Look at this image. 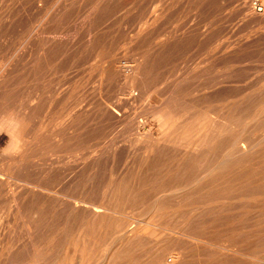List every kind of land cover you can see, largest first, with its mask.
Here are the masks:
<instances>
[{
	"label": "rangeland",
	"instance_id": "1",
	"mask_svg": "<svg viewBox=\"0 0 264 264\" xmlns=\"http://www.w3.org/2000/svg\"><path fill=\"white\" fill-rule=\"evenodd\" d=\"M6 144L0 264H264V0H0Z\"/></svg>",
	"mask_w": 264,
	"mask_h": 264
},
{
	"label": "bare ground",
	"instance_id": "2",
	"mask_svg": "<svg viewBox=\"0 0 264 264\" xmlns=\"http://www.w3.org/2000/svg\"><path fill=\"white\" fill-rule=\"evenodd\" d=\"M114 63H115V62H114ZM112 66H113V65H112ZM114 67H115V65H114ZM108 73H109V72H108ZM115 74H116V73H115ZM110 75H111V74H110ZM254 101H255V100H254ZM234 108H235V107H234ZM224 111H225V110H224ZM18 118H19V117H18ZM243 118H244V117H243ZM191 124H192V123H191ZM10 125H11V124H10ZM12 125H13V124H12ZM190 127H191V125H190ZM184 130H185V129H184ZM181 131H182V130H181ZM180 133H181V132H180ZM177 135H178V134H177ZM185 136H186V135H185ZM218 136H219V135H218ZM186 137H187V136H186ZM188 137H189V136H188ZM186 140H187V139H186ZM172 141H173V140H172ZM172 141H171V142H172ZM236 144H237V143H236ZM160 149H161V148H160ZM162 152H164V151H162ZM241 152H242V151H241ZM246 152H247V151H246ZM242 153H243V152H242ZM243 154H244V153H243ZM96 156H97V155H96ZM231 160H232V159H231ZM202 162H203V161H202ZM221 162H222V161H221ZM229 162H230V161H229ZM221 164H222V163H221ZM194 166H196V165H194ZM221 167H222V166H221ZM212 173H213V172H212ZM197 174H199V173H197ZM255 174H256V173H255ZM258 174H259V173H258ZM241 176H242V175H241ZM200 177L202 178V176H200ZM203 177H204V175H203ZM211 177H212V176H211ZM195 178H197V177L195 176ZM198 178H199V176H198ZM208 178H209V177H208ZM237 178H238V177H237ZM213 179H214V178H213ZM194 180H195V179H194ZM230 181H231V180H230ZM198 182H199V181H198ZM241 183H242V182H241ZM201 184H202V183H201ZM247 185H248V184H247ZM259 188H260V187H259ZM192 190H193V189H192ZM194 190H195V189H194ZM213 191H214V190H213ZM160 195H161V194H160ZM180 196H181V195H180ZM160 197H161V196H160ZM241 197H243V196H241ZM241 197H240V198H241ZM174 198H175V197H174ZM151 201H152V200H151ZM197 204H198V203H197ZM208 207H209V206H208ZM214 207H215V206H214ZM98 208H99V207H98ZM209 208H210V207H209ZM212 208H213V207H212ZM216 208H217V206L215 207V209H216ZM218 208H219V207H218ZM88 209H90V208H87V211H88ZM200 209H203V210H204V207H203V208L200 207L199 210H200ZM215 209H213V210H215ZM102 210H103V209H102ZM195 210H197V209H195ZM203 210H202V214H203ZM207 210H208V209H207ZM211 210H212V209H211ZM213 210H212V211H213ZM91 211H92V210H91ZM190 211H191V210H190ZM209 211H210V210H208V213H209ZM95 212H96V210H95ZM101 212H102V211L100 210L99 214H100ZM179 212H180V211H179ZM102 213H103V212H102ZM174 213H175V212H174ZM188 213H189V212H188ZM191 213H193V212L191 211ZM205 213H207V211H206ZM215 213H216V212H215ZM243 213H244V212H243ZM99 214H98V215H99ZM178 214H179V213H178ZM184 214H185V212H184ZM184 214L182 213V214L179 215V216L183 217V216H185ZM217 214H218V213H217ZM100 215H101V214H100ZM100 215H99V216H100ZM105 215H106V214H105ZM105 215H104V216H105ZM167 215H168V214H167ZM182 215H183V216H182ZM190 215L192 216V214H190ZM193 215H194V213H193ZM197 215H199V214H197ZM207 215H208V214H207ZM210 215H211V214H210ZM94 216H95V215H94ZM99 216H98V217H99ZM237 216H238V215H237ZM105 217H106V216H105ZM165 217H166V216H165ZM174 217H175V216H174ZM181 217H180V218H181ZM202 217H203V216H202ZM206 217H207V216H206ZM239 217H240V216H239ZM194 218H195V217H193V219H194ZM235 218H236V217H235ZM235 218H234V219H235ZM242 219H243V218H242ZM248 219H249V218H248ZM176 220H177V219H176ZM232 220H233V219H232ZM244 220H245V219H244ZM242 221H243V220H242ZM242 221H241V222H242ZM234 222H235V220H234ZM249 222H250V221H249ZM255 222H259V221H255ZM262 222H263V221H262ZM96 223H97V222H96ZM104 223H105V222H104ZM226 223H227V222H226ZM238 225H239V224H238ZM249 226H250V225H249ZM258 226H259V224L257 225V227H258ZM254 227H255V226H254ZM258 229H259V228H258ZM260 229H261V228H260ZM127 230H128V229H127ZM127 230H126V231H127ZM128 231H129V230H128ZM139 231L141 232V230H139ZM142 231H144V230L142 229ZM146 231H147V232H146ZM146 231H145V233H147V236H146V235H145V236H146V237H149L151 234L149 235V234H148V233H149L148 230H146ZM149 231H150V230H149ZM124 232H125V231H124ZM140 232H137V233L139 234ZM128 233L130 234L131 232L129 231ZM142 233H143L142 235L145 234L144 232H142ZM154 233H155V232H154ZM125 234H127V233H125ZM129 234H128V235H129ZM194 234H195V233H194ZM131 235H132V234H131ZM136 235H137V234H135V236L133 235L134 238H135V237L137 238ZM140 235H141V234H140ZM140 235H139V236H140ZM148 235H149V236H148ZM182 235H183V234H182ZM133 236H132V237H133ZM152 236H153V234H152ZM154 236H155V234H154ZM126 237H127V236H126ZM146 237H145V239H146ZM156 237H157V234H156ZM182 237H183V236H182ZM196 237H197V236H196ZM128 238H129V237H128ZM136 238H135V240H136ZM141 238L143 239V236H141ZM157 238H158V237H157ZM173 238H174V237H173ZM180 238H181V237H180ZM193 238H194V237H193ZM193 238H192V239H193ZM123 239H124V238H123ZM149 239H150V238H149ZM151 239H152V238H151ZM151 239H150V242H149V243H151V242L153 241V240L151 241ZM190 239H191V238H190ZM199 239H200V238H199ZM202 239H203V238H202ZM256 239H257V238H256ZM124 240H125V239H124ZM130 240H131V237H130ZM133 240H134V239H133ZM135 240H134V242H135ZM137 240H138V238H137ZM139 240H140V239H139ZM187 240H188V239H187ZM207 240H208V239H207ZM119 241H120V240H119ZM119 241H118V242H119ZM142 241H143V240H142ZM155 241H156V238H155ZM196 241H198V240H196ZM120 242H121V241H120ZM123 242H125V241H123ZM128 242H131V241H128ZM132 242H133V241H132ZM132 242H131V243H132ZM192 242H193V241H192ZM194 242H195V241H194ZM203 242H204V241H203ZM210 242H212V241H210ZM227 242H228V241H227ZM125 243H126V242H125ZM154 243H157V242H154ZM199 243H200V244H199V247H200V245H201V241H200ZM212 243H213V242H212ZM122 244H123V243H122ZM133 244H134V243H133ZM188 244H189V243H188ZM194 244H196V243H194ZM202 244H203V243H202ZM125 245L127 246V244H125ZM128 245H129V244H128ZM138 245H140V244H138ZM196 245H197V244H196ZM204 245H205V244H204ZM227 245H228V244H227ZM126 246H125V247H126ZM192 246H193V244H192ZM202 246H203V245H202ZM202 246H201V247H202ZM206 246H208V245H206ZM218 246H219V245H218ZM218 246H217V247H218ZM232 246H233V245H232ZM243 246H244V245H243ZM243 246H242V247H243ZM131 247H132V246H131ZM155 247H157V246H155ZM158 247H159V246H158ZM212 247H213V246H212ZM222 247H223V246H222ZM224 247H225V246H224ZM234 247H235V246H234ZM120 248H121V247H120ZM123 248H124V247H122V249H123ZM228 248H229V247H228ZM230 248H231V247H230ZM232 248H233V247H232ZM236 248H237V247H236ZM238 248H239V247H238ZM244 248H245V247H244ZM182 249H183V248H182ZM190 249H191V248H190ZM199 249H200V248H199ZM208 249H209V248H208ZM225 249H226V248H225ZM239 249H240V248H239ZM120 250H121V249H120ZM133 250H134V249H133ZM179 250H180V249H179ZM196 250H198V247L194 249V251H196ZM209 250H210V249H209ZM241 250H242V249H241ZM244 250H245V249H244ZM244 250H242V251H239V250H238V251H239L240 254H241V252L244 253ZM176 251H177V250H176ZM199 251L201 252L202 250H199ZM73 252H74V254L77 253V251H76L75 249L73 250ZM73 252H71V253L73 254ZM226 252H228V254L232 253V254L234 255V254L236 253V250H235V249H228V251L226 250ZM120 253H122V252L120 251ZM161 253H162V252H161ZM196 253H197V252H196ZM219 253H220V252H219ZM237 253H238V252H237ZM155 254H157V253H155ZM178 254H179V252H178ZM178 254H177V253H175V254H171V258H169L168 260H165V262H163V261H162V262L165 263V264H169V261H170L171 264H172V263H173V264H181V262L183 263V261H185V259H187V258H186V257H187V256H186L187 252H186L185 254H184L183 252H182V254H179V255H178ZM198 254H199V252H198ZM240 254H239V255H240ZM75 255H76V254H75ZM199 255H200V254H199ZM161 256L163 257V254H161ZM223 256H224V254H223ZM226 256H228V255H226ZM241 256H242V255H241ZM130 257H131V256H130ZM157 257H158V256H157ZM159 257H160V252H159ZM168 257H169V256H168ZM188 257H189V256H188ZM199 257H200V256H199ZM232 257H233V256H232ZM77 258H78V257H77ZM77 258H76V259H77ZM79 258H80V257H79ZM154 259H155V258H154ZM157 259H158V258H156V260H157ZM189 259H190V258H189ZM234 259H235V258H234ZM234 259H233V260H234ZM78 260H79V259H78ZM156 260H155V261H156ZM160 260H161V259H160ZM160 260H157V261L159 262ZM162 260H163V259H162ZM246 260H247V259H246ZM158 262H157V263H158ZM186 262H187V261H186ZM234 262H235V261H234ZM257 262H258V261H257ZM118 263H119V262H118ZM200 263H202V261H201ZM136 264H137V263H136ZM154 264H155V263H154ZM158 264H159V263H158ZM184 264H185V263H184ZM251 264H252V263H251ZM256 264H258V263H256Z\"/></svg>",
	"mask_w": 264,
	"mask_h": 264
},
{
	"label": "clouds",
	"instance_id": "3",
	"mask_svg": "<svg viewBox=\"0 0 264 264\" xmlns=\"http://www.w3.org/2000/svg\"><path fill=\"white\" fill-rule=\"evenodd\" d=\"M17 127H19V121H17ZM7 135V133H4ZM22 147V145H21ZM7 148V144L5 145V147L3 149H0V152H3L5 149Z\"/></svg>",
	"mask_w": 264,
	"mask_h": 264
}]
</instances>
